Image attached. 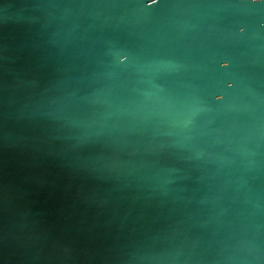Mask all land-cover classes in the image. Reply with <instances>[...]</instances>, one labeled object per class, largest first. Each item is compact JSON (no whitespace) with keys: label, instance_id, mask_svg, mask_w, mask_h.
Instances as JSON below:
<instances>
[{"label":"water","instance_id":"water-1","mask_svg":"<svg viewBox=\"0 0 264 264\" xmlns=\"http://www.w3.org/2000/svg\"><path fill=\"white\" fill-rule=\"evenodd\" d=\"M0 264H264V0H0Z\"/></svg>","mask_w":264,"mask_h":264},{"label":"clouds","instance_id":"clouds-1","mask_svg":"<svg viewBox=\"0 0 264 264\" xmlns=\"http://www.w3.org/2000/svg\"><path fill=\"white\" fill-rule=\"evenodd\" d=\"M241 31H243V28H241Z\"/></svg>","mask_w":264,"mask_h":264}]
</instances>
